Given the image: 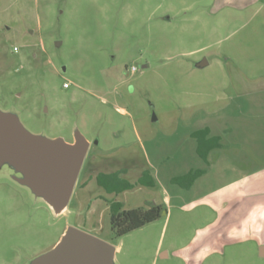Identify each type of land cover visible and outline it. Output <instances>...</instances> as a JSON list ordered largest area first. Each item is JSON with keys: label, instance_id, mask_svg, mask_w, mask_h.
<instances>
[{"label": "rangeland", "instance_id": "rangeland-1", "mask_svg": "<svg viewBox=\"0 0 264 264\" xmlns=\"http://www.w3.org/2000/svg\"><path fill=\"white\" fill-rule=\"evenodd\" d=\"M240 4L0 0V112L41 140L90 143L61 211L0 160V264H34L72 227L111 244L112 264H264L254 242L196 255L198 229L215 216L204 205L185 207L201 192L171 180L207 167L195 136L205 127L222 138L227 163L264 149L251 140L264 135V2ZM124 168L133 181L145 170L156 184L133 190L126 210L148 205L159 184L172 202L157 221L116 237L106 210L115 194L96 177Z\"/></svg>", "mask_w": 264, "mask_h": 264}, {"label": "crops", "instance_id": "crops-1", "mask_svg": "<svg viewBox=\"0 0 264 264\" xmlns=\"http://www.w3.org/2000/svg\"><path fill=\"white\" fill-rule=\"evenodd\" d=\"M262 1L264 2V0H240L241 4L239 6L243 9ZM121 112L125 113L124 110H121ZM204 130H209V132L203 138L202 155H200V144L197 139L198 148L196 153L201 161L207 164V167L204 169H190L182 175L171 178L173 181L195 172H203L190 188L185 189L182 187L185 190L196 188L199 193L201 192L195 201L186 204L185 207L190 204H193L194 207L204 205L212 211L215 217H212L213 221L211 223L198 229L196 238L190 247L196 255L202 252L210 254L223 252L228 245L254 242L259 247V256L264 259V149L261 148L262 146L254 145L253 147L259 148L252 149L250 156L238 155V159L234 158L231 161L232 163L229 161L227 163L226 153L228 151L227 149H221L223 147L221 145L222 138L212 135L209 127H205L198 132ZM251 140L264 141V135L257 136V138L253 137ZM211 141H213V144L210 143ZM211 162H213V165ZM258 164L261 166L258 167ZM119 170L123 173L122 177L131 184H135L146 172L144 170L138 179L133 181L129 177L128 169ZM101 173L112 174L116 172ZM79 184L80 182L77 181L75 189ZM82 185L80 191H86L88 184L84 183ZM145 189L147 190L149 187L140 186L136 190L133 188L121 195H114V199L127 206L131 200L128 195L133 190L137 193ZM160 190H164L163 195ZM122 195L125 197L124 199H121ZM175 195L181 196L179 193ZM171 202L172 199L167 190L159 184V190L156 192L154 200L146 201L148 205L142 203L131 205L129 209L139 207L148 209L156 205L167 206ZM106 207V210L109 211L107 204ZM166 256L167 253L163 255V257Z\"/></svg>", "mask_w": 264, "mask_h": 264}, {"label": "water", "instance_id": "water-1", "mask_svg": "<svg viewBox=\"0 0 264 264\" xmlns=\"http://www.w3.org/2000/svg\"><path fill=\"white\" fill-rule=\"evenodd\" d=\"M207 65L204 60L197 67ZM89 147L83 136L74 144L61 139L41 140L26 132L15 118L0 112V160L9 161L24 173L28 184L59 211L71 201ZM114 256L111 244L72 227L34 264H112Z\"/></svg>", "mask_w": 264, "mask_h": 264}, {"label": "trees", "instance_id": "trees-1", "mask_svg": "<svg viewBox=\"0 0 264 264\" xmlns=\"http://www.w3.org/2000/svg\"><path fill=\"white\" fill-rule=\"evenodd\" d=\"M209 130H204L195 134L201 145L203 138L208 134ZM213 144V141L210 142ZM211 147H213L211 145ZM122 172H116L112 174L99 173L96 177L97 183L100 187L104 188L109 194H115L116 196L121 193L133 189L136 185L145 186L149 188H155L156 184L150 180L146 172L135 183L131 184L122 177ZM203 174V172H195L185 177L174 179L172 182L185 189L190 188L193 183ZM109 207V220L113 234L116 237H122L132 231L140 229L147 224L157 221L166 212V208L163 205L152 206L148 209L139 207L134 209H125L124 203L113 199L107 201Z\"/></svg>", "mask_w": 264, "mask_h": 264}, {"label": "built area", "instance_id": "built-area-1", "mask_svg": "<svg viewBox=\"0 0 264 264\" xmlns=\"http://www.w3.org/2000/svg\"><path fill=\"white\" fill-rule=\"evenodd\" d=\"M131 72H132V73L136 72V67H132ZM65 87L68 88L69 85H68V84H65Z\"/></svg>", "mask_w": 264, "mask_h": 264}, {"label": "bare ground", "instance_id": "bare-ground-1", "mask_svg": "<svg viewBox=\"0 0 264 264\" xmlns=\"http://www.w3.org/2000/svg\"><path fill=\"white\" fill-rule=\"evenodd\" d=\"M51 206H52L53 208L55 207V206H54V205H52V204H51ZM64 209H65V207H62V210H64Z\"/></svg>", "mask_w": 264, "mask_h": 264}, {"label": "flooded vegetation", "instance_id": "flooded-vegetation-1", "mask_svg": "<svg viewBox=\"0 0 264 264\" xmlns=\"http://www.w3.org/2000/svg\"><path fill=\"white\" fill-rule=\"evenodd\" d=\"M55 248V247H54Z\"/></svg>", "mask_w": 264, "mask_h": 264}]
</instances>
